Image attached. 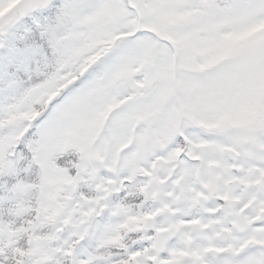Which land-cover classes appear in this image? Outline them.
<instances>
[{
	"label": "snow or ice",
	"instance_id": "snow-or-ice-1",
	"mask_svg": "<svg viewBox=\"0 0 264 264\" xmlns=\"http://www.w3.org/2000/svg\"><path fill=\"white\" fill-rule=\"evenodd\" d=\"M0 264H264V0H0Z\"/></svg>",
	"mask_w": 264,
	"mask_h": 264
}]
</instances>
